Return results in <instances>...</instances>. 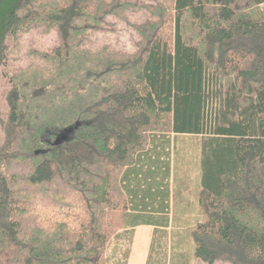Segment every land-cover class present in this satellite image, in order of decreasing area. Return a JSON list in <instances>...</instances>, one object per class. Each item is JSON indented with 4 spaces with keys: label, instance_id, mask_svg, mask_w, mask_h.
Listing matches in <instances>:
<instances>
[{
    "label": "trees",
    "instance_id": "16d2710c",
    "mask_svg": "<svg viewBox=\"0 0 264 264\" xmlns=\"http://www.w3.org/2000/svg\"><path fill=\"white\" fill-rule=\"evenodd\" d=\"M136 12L134 52L86 46ZM51 33L0 98V264H107L120 231L177 225L184 137L189 252L264 264V0H0V76L24 36Z\"/></svg>",
    "mask_w": 264,
    "mask_h": 264
},
{
    "label": "rangeland",
    "instance_id": "374dc122",
    "mask_svg": "<svg viewBox=\"0 0 264 264\" xmlns=\"http://www.w3.org/2000/svg\"><path fill=\"white\" fill-rule=\"evenodd\" d=\"M147 15V13L143 12L131 13L126 23L110 18L109 22L114 25L109 24L106 33L91 34L86 46L98 48L109 45L115 50L129 53L134 52L136 50L135 44L138 42L139 37L133 25L143 22L148 18ZM12 41L13 39H10L9 43L12 44ZM56 44L57 37L55 33L49 35L33 34L24 36L19 41L18 47L10 49L7 65L3 68L0 76L1 108L4 112L7 111L4 94L10 88L8 82L9 75L19 66H25L30 62L27 54L32 48L47 51L52 49ZM182 141L189 157L191 171L189 173L188 188L182 191L184 194L183 198H185L187 203H183L184 205L177 209V218L180 221L177 222V225L173 223V227L169 225L167 228L155 229V227L150 226H139L130 231V233L120 231L118 233L119 236L114 237L116 233L106 252L107 264H178V259L174 257V254L177 255V251L180 250V247H178L179 239H183L181 250H188L184 258L185 264H206L196 260L194 247L189 252L194 228L185 226V212L183 211L186 206H191L189 209L191 212H194L192 215L199 216V211L196 208L199 189L196 157L198 155L199 139L184 137ZM172 188L176 190L174 185H172ZM191 208H193V211ZM188 223L189 221L186 224ZM215 264L224 263L217 262Z\"/></svg>",
    "mask_w": 264,
    "mask_h": 264
},
{
    "label": "water",
    "instance_id": "95a60500",
    "mask_svg": "<svg viewBox=\"0 0 264 264\" xmlns=\"http://www.w3.org/2000/svg\"><path fill=\"white\" fill-rule=\"evenodd\" d=\"M69 133H74L72 128H71V129L64 130V131L60 134V136L57 138V140H56L55 143L58 145V144H61V143L64 142V141H66V140L68 139V134H69Z\"/></svg>",
    "mask_w": 264,
    "mask_h": 264
}]
</instances>
